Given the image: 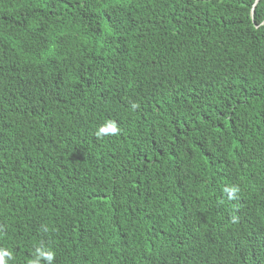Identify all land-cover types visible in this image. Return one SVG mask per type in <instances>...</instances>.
<instances>
[{
  "label": "trees",
  "instance_id": "obj_1",
  "mask_svg": "<svg viewBox=\"0 0 264 264\" xmlns=\"http://www.w3.org/2000/svg\"><path fill=\"white\" fill-rule=\"evenodd\" d=\"M37 247L264 264V0H0V249Z\"/></svg>",
  "mask_w": 264,
  "mask_h": 264
},
{
  "label": "clouds",
  "instance_id": "obj_2",
  "mask_svg": "<svg viewBox=\"0 0 264 264\" xmlns=\"http://www.w3.org/2000/svg\"><path fill=\"white\" fill-rule=\"evenodd\" d=\"M133 107H136L134 105ZM119 129L114 121H106L104 125L100 126L96 132L97 138H103L104 135H118ZM228 191L229 196H233L238 192L237 188H232ZM236 221V218L233 217V222ZM12 259V253L6 249H0V264H7V260ZM41 260L45 264H52L55 260V253L50 250H44L42 247H37L35 250L34 258L28 261V264H40Z\"/></svg>",
  "mask_w": 264,
  "mask_h": 264
}]
</instances>
